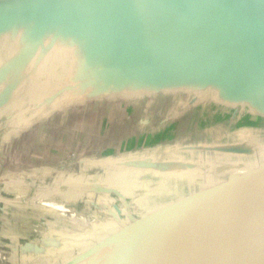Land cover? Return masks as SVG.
I'll return each instance as SVG.
<instances>
[{
  "label": "water",
  "instance_id": "water-1",
  "mask_svg": "<svg viewBox=\"0 0 264 264\" xmlns=\"http://www.w3.org/2000/svg\"><path fill=\"white\" fill-rule=\"evenodd\" d=\"M21 16L28 20L39 17L38 29L23 37L53 44L62 56L59 73L67 69L70 52L73 63L69 65L74 68L70 83L61 85L44 102L61 99L65 107L60 112L71 106L155 95L182 97L190 108L207 95L211 99L206 102L232 108L234 115L245 112L264 118V0H0V22ZM34 54L29 49L28 73L37 70ZM46 54L42 51L36 61L42 63ZM187 150L193 152V146ZM126 161V167L146 173L153 167L164 175L195 170L191 162L172 161L161 169L159 163L148 160ZM91 180L86 184L78 177L73 180V187L84 189L75 190L76 196L82 192L113 195L124 203L117 189ZM60 189L61 193L67 190ZM263 193L264 162L241 174L232 172L218 181L213 178V182L144 214L133 215L113 205L114 212H107L116 224L123 217L124 224L98 232L96 238L91 237L89 249L64 264L78 263L96 247L122 239L127 244L132 229H149L164 221L154 239L136 251L126 250L115 264H264L206 253L182 257L196 226Z\"/></svg>",
  "mask_w": 264,
  "mask_h": 264
},
{
  "label": "crops",
  "instance_id": "crops-1",
  "mask_svg": "<svg viewBox=\"0 0 264 264\" xmlns=\"http://www.w3.org/2000/svg\"><path fill=\"white\" fill-rule=\"evenodd\" d=\"M8 21L0 22V103L3 102L0 104V190L19 197L20 191H24L28 183L35 180L34 177L46 173H50V177L52 175L55 177L56 173L65 172L68 175L65 184L62 181H53L57 184L58 190H61L60 187L67 189L66 192L63 191L66 193L65 196L61 199L38 196L36 201L44 200L43 202L51 207L54 205L69 207L68 212L64 211V208L57 212L63 211L65 216L60 214L62 219L80 227L78 230L57 228L56 220L45 219L39 213L27 216L31 219L30 224L18 230L10 229L6 235L10 236L9 238L13 239L12 243L15 244L10 245L9 249L11 253L19 256L16 264H64L72 261L81 250L91 247L93 244L91 237L96 238L100 235L98 232L110 231L117 227L107 212L109 209L113 211V205L134 215L133 202L141 203L142 199L137 201L133 198L135 195L143 197L145 191L142 189L135 195L129 193L130 179L142 172L136 168L126 167L127 161H120L125 156L131 161L138 159L147 151L152 154L154 148L162 147L177 138L181 145L177 142L176 147H172L175 148L174 152L180 159L185 160L191 156L195 162L201 163V170L212 176L210 181H213V177L214 181L224 179L232 172L241 174L247 168L264 162L262 159L259 160L260 158H251L253 160L251 164L246 162V153L251 150L240 144L242 138L246 137V131L249 133L253 129L256 130L255 128L258 129L262 125L258 122L262 123L264 118L254 116L255 119L251 120L253 115L245 112L234 115L232 108L221 104L214 103L216 109L213 111L210 106L213 102L206 101H203L205 103L200 101L199 104L188 108L182 97L177 100L162 95L110 103L94 102L83 106H71L61 112V108L65 107H62L61 99L57 98L52 103L45 104V100L57 93L61 85L69 84L74 75L73 65H69L70 52L66 55L67 69L59 73L62 56L55 52L54 45L43 39H38L37 42L25 40L23 37L29 30L38 29L39 17L28 20V17L21 16L14 21L10 19ZM18 34L21 40L17 39ZM29 49L35 50L36 56L42 51L47 52L42 63L36 61L34 54V61L38 63L35 73H28ZM63 78H67V81ZM61 80L65 82L61 84ZM173 114L176 117L171 120ZM179 122L180 127L175 126ZM189 124L202 134H210V141L205 140L204 143L197 137L194 143H188V137L182 133ZM101 125L102 133L99 132ZM177 129L180 130L179 136L174 135ZM213 133L215 135H212ZM111 142L112 146L109 145ZM192 146L193 152L187 150V147ZM172 148L164 155L166 158L172 157ZM215 151L218 152L216 155ZM99 157L119 158L118 164L107 168L100 161L97 165L94 159ZM87 162L88 165H84ZM168 162L164 165H171L172 161ZM91 163L95 166H91ZM173 163L182 164L183 161L177 160ZM234 166H236L234 170L224 168ZM146 170L149 175L159 173V169L156 170L155 167ZM178 174L180 177L187 176L175 173ZM77 177L82 179L81 183L92 182L90 179L94 178L102 186L117 189L124 196V203L113 195H91L82 192L76 196L75 190L83 189L73 187L75 185L73 180ZM145 197L147 195H144ZM141 205L146 207V202L143 200ZM85 206L89 208L85 210ZM92 208L95 209L93 213L96 217L97 214H101L106 218L105 227H93L92 223L89 225L85 223ZM75 217L85 224H77V221H74ZM120 220L125 221L123 217Z\"/></svg>",
  "mask_w": 264,
  "mask_h": 264
},
{
  "label": "rangeland",
  "instance_id": "rangeland-1",
  "mask_svg": "<svg viewBox=\"0 0 264 264\" xmlns=\"http://www.w3.org/2000/svg\"><path fill=\"white\" fill-rule=\"evenodd\" d=\"M84 48L86 50V47ZM70 62L73 63L71 58H70ZM76 67L78 68V71H79L80 66L77 65ZM208 98L209 100L211 99L209 96L204 95L203 101H205ZM210 106H211L212 111L216 109V105L214 103H211ZM173 113H176V111H173ZM175 117L176 115L173 114V116H171V120H174ZM256 118H259V116H257ZM253 119H255L254 116L252 117L251 120ZM260 122L258 123L262 124L263 126L261 125L259 126L258 129L255 128L256 130L253 129L249 133L246 131V134H245L246 137L242 138L243 140L240 143V144H244L241 146H247L251 150L246 153V156H247L246 162H250V164L251 162H253L251 158H255V159L260 158L259 160L261 159L262 161L264 160V121L262 123ZM258 123H256V125H258ZM104 124L105 123L103 122V127H104ZM179 125H180V122L177 123L175 126L180 127ZM254 126L255 125L253 124L252 127ZM102 129H103L102 125L100 128V131L97 128V130L100 133H102ZM179 131L180 130L177 129L176 134L174 135L179 136V133H180ZM182 135H185L186 137H188L187 138L188 143H194L197 137L200 141H203L204 143H205V140L210 141V134L208 135L202 134V132H200L199 130H196V127L190 124L186 126V131H183ZM212 135H215V133H213ZM177 142H179L181 145V142L179 141V139L175 138L170 143L162 145V147L159 146V148L157 147L154 148L153 149L154 153H152L153 155L150 154V151H147L146 154H144V156H140L137 160L138 161L148 160L150 162L159 163L158 166L161 167V169L166 168L168 166V165L166 166L164 165L165 162L169 163L168 161L181 160L183 162L193 163L195 165L196 171L195 170L188 171L186 174L187 176H182V177L179 176L180 174L164 175L161 173V170H159V173L150 174V175L148 174V172L147 173L142 172V173H137L133 175L132 178L130 179L131 181L129 185L131 186H129V190H130L129 193H132L135 195L141 192V190L143 189L145 191L144 195H147V197L145 198H144V195L143 197L135 195V197L133 198V199H136L137 201L142 199L141 203L138 202L136 204L135 202H133L132 207L134 206V209L132 211L135 212V215L144 214L159 204H166L184 195L190 194L192 191L196 190L199 186H203L204 184H206V179L208 183L211 182L210 180L212 176H210V173H206L204 172V170H201V167H202L201 163L195 162L191 158V156L185 160L180 159L178 157V154L174 152L175 148H172V147H176L175 145ZM109 145L112 146V142L109 143ZM105 148L106 147L104 148L101 147V149H105ZM170 148L173 149L172 150L173 155L171 158H166L164 155H166V153L170 151ZM63 153H66V152H63ZM60 158H63V157H60ZM77 159L78 158L76 157V160ZM118 160L119 158L113 159L111 157L109 158L99 157V158L94 159L97 165H99V162L101 161V163H103V165L106 166L107 168H109L111 165L116 166L118 164ZM125 160L131 161V159L127 158L126 156L123 159H120V161H125ZM84 165H88V162L85 163ZM235 167L236 166L224 167V168L225 169L226 168L235 169ZM65 170H67L66 167H65ZM76 172H77V168H76ZM50 175H51L50 173H46L44 175H40L39 177H34L35 180L32 183H28L27 188H25L26 190L24 189V191L23 190L20 191V193L18 194L19 197L15 195L11 196L9 193H5L2 190H0V264H16L19 261L18 254L11 253L9 249L10 245H15L12 243L13 239L12 238L10 239L9 238L10 236H6V235L10 229L18 230L20 227L25 228L27 224H30L31 222L29 221L31 219H28L27 216L29 217L31 215H35V213H39L43 215L45 219H48L50 221H52V219L56 220V222H58L56 224L57 228L66 227L68 229H74V230L80 229L78 225H74L73 223L67 221L66 219L61 218L62 216L63 217L65 216V213L63 211L62 213L57 212L58 210L61 211L63 208H64V211L68 212L70 211L69 207L61 206V205H57V206L54 205V207H51V205H49L48 203L43 202L44 200L43 201L41 200L42 202H39L40 200L36 201L38 199V196H43L45 198L49 197V199H55V198L61 199V197L65 196L64 194L66 193H61V191H59L57 188V184L53 183V181H62L63 184H65L64 181H66V179L68 178L67 173L58 172L56 173L55 177L54 175L50 177ZM42 178H45V179H42ZM149 180H151V182H147ZM26 194H28V196H26ZM143 200L146 202V205H145L146 207H142L141 205ZM87 208L89 207L88 206L84 207L85 210H87ZM91 211L92 212L90 215L86 214L88 219H85V223L88 225L92 223L93 227H100V226L105 227L107 225V223H104V220H106V218L102 217L101 214H97V217H96V215H94L93 213V211H95V209L93 208L91 209ZM60 214H62V216ZM74 221L75 222L77 221V224L79 225L85 224L84 222L79 221V218L77 217H75ZM124 222L125 221H122L120 224L117 223V227H119L121 224H124ZM71 227H74V228H71Z\"/></svg>",
  "mask_w": 264,
  "mask_h": 264
},
{
  "label": "bare ground",
  "instance_id": "bare-ground-1",
  "mask_svg": "<svg viewBox=\"0 0 264 264\" xmlns=\"http://www.w3.org/2000/svg\"><path fill=\"white\" fill-rule=\"evenodd\" d=\"M165 223H153L149 229L147 226L134 228L127 244L122 239L109 246L96 247L76 264H115L126 250L136 251L154 239ZM198 253L228 260L264 261V193L226 208L196 226L182 257L192 258Z\"/></svg>",
  "mask_w": 264,
  "mask_h": 264
}]
</instances>
